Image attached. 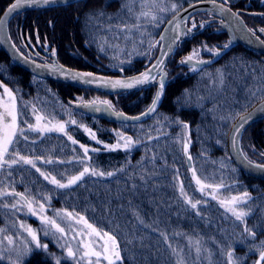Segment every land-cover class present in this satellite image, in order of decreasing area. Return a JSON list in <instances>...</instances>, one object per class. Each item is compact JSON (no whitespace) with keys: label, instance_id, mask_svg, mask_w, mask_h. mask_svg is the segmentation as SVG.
<instances>
[{"label":"trees","instance_id":"16d2710c","mask_svg":"<svg viewBox=\"0 0 264 264\" xmlns=\"http://www.w3.org/2000/svg\"><path fill=\"white\" fill-rule=\"evenodd\" d=\"M11 1L0 0V14ZM145 1L80 0L71 6L26 10L11 18L9 34L15 46L36 61L131 75L150 64L147 56L135 53H150L152 62L159 51L165 22L181 7L198 0H149L152 5L143 12ZM174 3L177 9L172 8ZM257 5L248 0H231L228 4L239 10L252 31L261 33L262 28L258 29L255 23L264 18V8ZM210 15L213 14L199 11L191 16L188 27L193 33L177 44L166 63V87L159 107L150 117L137 122L110 121L90 113L82 105L97 95L101 99L96 104L109 101L113 111L137 115L152 103L157 84L109 92L40 78L13 63L0 46V85H3L0 90L6 87L12 92L17 108L24 110L33 126L36 116L42 122L65 124V132L41 133L30 131L22 118L18 119V126L28 132L30 141H36L35 146L21 143L23 150L19 155L34 160L49 180L31 165L14 166L12 176H8L7 168L0 174V192L5 193L0 196V229L4 230L0 232L2 264H17V256L26 246L34 251L24 257L23 264H57V260L61 264H78L79 258H68L63 246L70 244L76 248L81 237L84 241V228L76 221L81 215L98 233L108 232L116 237L121 260L115 264H176L169 243L184 251L186 264H227L229 250L241 258L242 264H255L259 259L256 246L264 241V179L247 175L235 165L227 150V134L239 114L264 99V54L239 44L214 62L199 65L229 42L223 23L209 24ZM193 24L197 25L194 29ZM149 44L156 46L150 49ZM101 47L106 50L101 51ZM193 48L198 52L196 63L199 62L195 71L178 60ZM129 53L131 63H124L121 71L117 65L126 61ZM68 136L77 143L73 144ZM121 137H132L139 143L130 153L123 147L116 150L103 147L120 141ZM20 139L23 141V137ZM186 144L190 166L184 155ZM81 145L89 149L87 157ZM240 148L247 159L264 166V119L246 127L240 137ZM11 155L16 156V152ZM86 166L97 173L117 174L112 177L86 174L78 186L67 189H57L50 183L53 176L67 183ZM121 168L124 171H118ZM194 171L200 184L193 179ZM133 174L140 187L131 194L126 188H131ZM141 174L152 179L144 184L139 178ZM181 185L186 195H181ZM26 190L25 199L37 209L36 215L19 196L13 199L9 195L13 191L25 194ZM245 193L247 198L234 206L237 211L247 213L239 221L221 203L233 197L243 198ZM45 197H50V203ZM186 201H199L200 215ZM40 204L45 205L42 211ZM13 205L20 210L16 211ZM57 212L64 215L57 216ZM69 212L73 213L71 218L66 216ZM134 213L139 214V220ZM42 216L55 219L65 229L59 243V233L56 237L44 234ZM245 227L255 230L254 241L247 239ZM27 228L35 232L41 244L48 245L47 252L35 249ZM75 232L81 235L74 239ZM162 234L171 239L165 241ZM5 237L13 243L9 244ZM196 241L204 249L199 257L195 253ZM82 261L79 264H90V260ZM101 264L108 261L101 257Z\"/></svg>","mask_w":264,"mask_h":264},{"label":"snow or ice","instance_id":"6c2138e0","mask_svg":"<svg viewBox=\"0 0 264 264\" xmlns=\"http://www.w3.org/2000/svg\"><path fill=\"white\" fill-rule=\"evenodd\" d=\"M67 3V6H71L75 0H16V3L12 4L8 10L4 13L3 17H0V31H2L7 24L8 20L10 17L13 15H18L19 12L23 11L25 8H31V7H40V6H47L51 7L53 5H59L62 3ZM231 3V0H219V5L213 3V10L212 14L213 15H218L221 17L222 21L227 20L228 21V27H231L233 31L237 30H244L242 22L239 20V13H232L228 7H226L228 4ZM262 3H264V0H262ZM178 5L174 3L172 5L173 9H177ZM161 11H167L166 8H161ZM102 15V14H101ZM179 15V13H177ZM181 21L185 19V17L180 18ZM153 20H156V17H153ZM175 20L176 17L173 18V21H169L170 25H175ZM158 26V25H157ZM193 29L197 27V25L193 24ZM200 27H204V25H200ZM120 31H127L131 32V29H122ZM176 31L175 26L170 27L165 29V34L161 37L162 43V53L161 57H158L156 60V63L152 64L151 62V57L150 53H140L137 52L135 53L136 55H144L149 58V63L151 64L150 67H147L146 70L142 73L139 74V76L132 78L131 80H116V81H110V80H104V81H99L95 77H92L91 73H86V74H73V73H68L64 72L62 69H57L55 67L52 68L53 72L61 71L66 77H70L73 80H81L86 84H92V83H97L101 86H110L113 89L116 88H132V87H139L142 85H147V84H158L157 88V94L153 98L152 105L149 107V109L141 114V117H133L130 118L133 121L139 120L144 116H151L153 113L156 111V106L159 103L161 96L163 94L164 88H165V80H166V74L163 71L162 65L164 64V58L168 55L171 54L173 47L177 44L178 41H180L183 37H186L187 35L191 34L192 29H187L183 30L181 29L178 34L171 35L170 33H173ZM250 32L251 36H256V33L248 30ZM260 32L264 34V28L260 29ZM259 39V37H257ZM143 43V41H141ZM160 43V42H158ZM232 41L230 40L228 43H225L222 47V49H217L216 51L213 52V55H220L223 50L228 49L231 46ZM156 45L154 44H149V48L151 49L152 47H155ZM14 47V46H13ZM106 49L104 47H101V51H105ZM131 56L132 54H128V59L126 61H121L118 67H120L121 71L124 70V63H131ZM192 60V57H188L186 60L181 61L182 64H188ZM198 66L193 65V70H197ZM157 76H159V80H157ZM223 76H220V84L223 85ZM3 85H0L2 87ZM4 92L8 94V96L12 99V106L11 108H5L3 112H0V131H2V135H0V174H2L5 171V168H7V174L8 176H12L16 168L14 166H21V165H31L32 167L36 168L37 172H40L41 176H44L45 180H49V176L42 172L39 167H36V162L32 159H28L23 155H19V152L22 151L23 149L20 148L21 143L28 144L29 142L35 146L36 141L31 140L29 138L28 132L24 130V128L18 126V119H21L22 123L27 124V127L30 131H37V132H43L41 129L35 128L31 123H28L26 115L24 113L23 109H18L16 106L15 102V97L13 96L12 92L8 88H4ZM256 94L252 95V100H255ZM251 102V101H250ZM83 107L93 111V112H107L111 109V104L109 101H103L101 102L100 105H97L95 102H91L86 105H82ZM106 106V107H105ZM35 111V109H34ZM257 113L264 114V104H261L253 113H247L246 115L242 116L240 121L233 127L232 129V136L230 139L235 143V141L238 139L240 135H242L243 130L245 129V126L254 118V116ZM119 117L122 118V120H126L127 118L123 117L122 113L117 114ZM36 119L39 121L41 119L40 116H37ZM167 120V117L164 118ZM72 123H76L75 121H72ZM186 127V125H185ZM59 131L65 132V124H60L59 125ZM47 131H52L51 128L47 129ZM94 136V134H93ZM21 137H23V141H21ZM124 139V144L122 145L123 149L130 153L131 149L136 146L139 141H133L132 137H121ZM68 139L72 141L73 144H76L77 141H75L72 136H68ZM153 138L150 136L149 140L151 141ZM82 148H84V154L87 157L89 153V149L81 145ZM109 150H116L117 147H121L119 142L115 146H107ZM185 147V152L187 151V145ZM93 151H96L93 149ZM13 152H16V156H12L11 154ZM18 157V158H17ZM191 157H189V160ZM80 163H84L83 160L79 161ZM45 163H52V161H45ZM118 171H124L123 168L119 169ZM86 174H91V175H99L101 177L103 176H108L112 177L116 175V172H99L97 173L94 169H90V167L86 166L83 168V171L79 173V175L73 176L71 179L67 181V183H62L60 180L56 179L55 176H53L50 180V183L55 185L57 189H67L70 188L72 185H77L78 182H81ZM135 174H133V182L131 188H126V190L134 194L138 188L140 187L139 184L136 183ZM140 180L144 182V184H147V182L152 179L151 176L149 175H140ZM193 179L196 180L197 184L201 183L200 179L196 178L195 171L193 172ZM2 183V182H0ZM127 185V182H126ZM203 190V189H201ZM51 191V190H50ZM27 190L25 194H19L13 193L9 194L12 195V198L15 199L17 196L20 197L21 200H24L25 204H28V201L25 200V196L27 195ZM5 193L0 192V196H4ZM181 195H186L184 193L183 185H181ZM244 198H247V193L244 194L243 198H237L233 197V201L235 204L238 206ZM45 200H47L50 203V197H45ZM186 203H191V201H186ZM199 201L196 203H191V208L192 209H197L196 214L200 215V210L197 208ZM131 206V203H130ZM41 211L44 209L45 205L40 204L39 205ZM13 208L16 211H19L20 209L17 208L16 205H13ZM29 211L33 214L36 215V211L32 209L31 205L29 204ZM228 211H231L233 215H235L236 219L239 221H243L244 217L247 215L246 212L244 211H237L235 207H230ZM136 215V218L139 220V214L134 213ZM57 216H62L61 212L56 213ZM66 216L68 218H71L73 216V213L69 212L66 213ZM79 221H83L84 224L87 226L88 229H91L92 233H96L97 229L92 226V224H89L87 220H85L84 216H79ZM140 223H143V220H140ZM41 224L43 226V231L44 234L47 236L49 234L53 235L54 237L57 236V234H60V237L58 239V243L60 242L61 239L64 238L63 234L65 232L64 228H61L59 224H57L55 219H50L47 216H42L41 217ZM21 227H24V225H21ZM52 229H55V231H52ZM29 235L31 236V240L35 245V249H42L45 252L48 250V245L41 244L38 236L35 234V232L31 228L26 229ZM71 230V229H70ZM3 229H0V232H3ZM244 232L248 234L247 239L255 240L256 237V232L254 229H248L245 227ZM81 235L80 232H75V236ZM164 235L165 241H169L171 238L168 237L166 234ZM104 237H107V240L111 243L110 248H105L103 253L96 250H91L89 249V246L83 242V237H81V240L78 242L76 248H73L70 244L69 245H64L63 247L66 250L67 257L71 258L73 260H77L79 258V261H82L84 259H89L90 264H101V257L103 260H107L108 264H115L116 261L121 260V255H120V249L119 245L117 243L116 237L114 235H109L108 232L103 233ZM8 240L9 244L13 243V240L11 238L5 237ZM243 242V241H242ZM2 243V242H0ZM191 243V241H190ZM196 251H197V256L199 257L201 253V246L199 242L197 241L195 243ZM168 248L171 250L172 256L176 259V264H186V256L184 254V251L182 249H179V246L173 247L172 244H168ZM257 251L259 252V259L255 262V264H264V241L260 242L259 246H256ZM87 249V250H86ZM250 251L252 250L251 248L249 249ZM34 248L31 246H26L23 250V252L19 253L17 256V264H23V259L25 256H27L29 253L33 252ZM190 251V249H189ZM83 253V255H81ZM228 260L227 264H242L241 258L235 257L234 253L229 250L227 253ZM91 257H95V261H91ZM78 261V264H79ZM3 262V256L0 255V264ZM57 264H61V261L57 260Z\"/></svg>","mask_w":264,"mask_h":264},{"label":"water","instance_id":"95a60500","mask_svg":"<svg viewBox=\"0 0 264 264\" xmlns=\"http://www.w3.org/2000/svg\"><path fill=\"white\" fill-rule=\"evenodd\" d=\"M77 1H80V0H75V2H77ZM14 3H16V0H13L12 2H10L6 6V8L0 14V17H3L4 13ZM213 3H214V0H198V1L191 2V3L181 7L178 11H176L173 15H171L168 18V20L165 22L163 30H162V33H161V37L165 34V29L170 28V27H174L175 26V28H176L175 32L170 33L171 35L178 34V32L181 29H183V30L190 29L188 27V21L191 18V16L194 13L199 12V11H207V12H211L212 13ZM215 3L217 5H219V1L218 0H215ZM66 4L67 3L65 2V3L59 4V5H53L51 7L61 6V5H66ZM226 7H228L232 13H239L238 10H233L228 5ZM43 8H49V7H47V6L31 7V8H25L23 11L35 10V9H43ZM23 11H21V12H23ZM177 13H179V15H177ZM12 17L9 18V20H8L7 24L5 25L4 29L2 31H0V46L3 49V51L5 52V54L11 59V61L13 63H15L17 66H19L20 68H22L23 70H25L26 72H28V73H30L32 75H35V76L40 77V78H45V79H50V80H54V81H58V82L68 83V84H72V85H76V86H80V87H89V88H94V89H101V90H105V91H109V92L129 91V90H134V89H138V88H142V87L151 85V84H147V85H142V86H139V87L113 89L110 86H101V85H99L97 83L86 84V83H84L81 80H73L70 77H66L63 74V72H61V71L53 72L52 68L55 67L57 69H62L64 72L73 73V74H81L82 75V74H86V73H91L92 77H95L99 81H104V80H110V81L131 80L132 78L139 76L140 73L144 72L147 67L151 66V64H149L146 68H144L143 70H141L138 73H135V74H132V75H128V76H119V75H112V74L94 72L92 70L77 69V68H72V67H67V66H59V65H52V64H47V63H42V62L36 61L34 59L29 58L24 53H22L15 46V44L13 43V41H12V39L10 37V34H9V29H8L9 21L11 20ZM174 17H176L175 25H170L169 21H173ZM181 17H185V19L183 21H181V19H180ZM217 17L221 19L220 16L217 15ZM239 20L242 22L244 30L233 31V29L231 27L227 26L228 25V21L227 20H223L224 30L227 33L229 41L230 40L232 41L231 46L228 49L223 50L220 55H213L210 59H207L205 61L200 62L201 64L205 65V64H210V63L214 62L215 60L220 58V56H222L225 52H227L231 47H233L235 45H239V44L240 45H245V46H247V47H249V48H251V49H253V50L257 51V52H260V53L264 54V40H262L257 34H256V36H251L250 35V32L248 30H251V29L248 28V26L245 24V22L243 21V19H242V17L240 15H239ZM191 33H193V31ZM263 36H264V34H263ZM257 37H259V39H257ZM184 38L185 37H183L181 40H183ZM180 41H178L177 44ZM162 43L163 42L161 41L160 47H159V51H158L155 59L152 61V64L156 63V60H157L158 57H161ZM177 44L173 47V50H172L171 54L164 58V64L162 65V67H163V71H164L165 74H166V72H165L166 63L169 60L170 56L173 54ZM159 78L160 77L157 76V80H159ZM165 87H166V80H165ZM157 88H158V84H157ZM164 92H165V88H164L163 94L161 96V99H160L159 103L156 106V110H157V108L159 107V105H160V103L162 101ZM156 94H157V90H156L155 96H156ZM261 104H264V99L259 100L258 102H256L249 109H247L246 111H244L240 115H238V117L233 121V123L230 126V129L228 131V134H227V150H228L229 156L232 159V161L243 172H245L246 174L251 175L253 177L264 179V166L256 164V163L250 161L242 153L241 148H240V137H241V135L238 137V139L235 141V143L230 139V137L232 136V129L240 121L241 117L246 115L247 113L255 112V110ZM97 105H100V104H97ZM151 105H152V103L150 104V106ZM149 107L145 111H143L142 113L146 112L149 109ZM83 109L89 111L90 113H92L94 115L103 117V118H105L107 120H110V121L137 122V121L145 120L148 117H150V116H144V117H142L139 120L133 121L130 118L141 117L142 113L137 114V115H133V116L126 115V114L122 113L123 117L127 118L126 120H122V118L117 115L118 112H115L112 109H110L107 112H93V111H91V110H89V109H87L85 107H83ZM260 119H264V114L257 113L254 116V118L245 126V129L251 123H253V122L257 121V120H260ZM184 155H185V159L187 161V165L190 166L191 165V159L189 160L190 155L188 154L187 151L185 152V149H184Z\"/></svg>","mask_w":264,"mask_h":264},{"label":"rangeland","instance_id":"374dc122","mask_svg":"<svg viewBox=\"0 0 264 264\" xmlns=\"http://www.w3.org/2000/svg\"><path fill=\"white\" fill-rule=\"evenodd\" d=\"M13 1V0H12ZM11 1V2H12ZM144 4V5H143ZM143 6H144V9H143V12H147L148 11V9L150 8V6L152 5V3H150L149 2V0H147V1H145V2H143ZM67 5V4H66ZM173 15V14H172ZM198 52H196V48H193L191 51H189L188 53H186V54H183L182 56H180L179 57V61L181 62V61H184V60H186L188 57H192V60H191V62L190 63H188V64H186L188 67H189V69L191 70V69H193V65H197L198 66V63H196V54H197ZM260 53V52H259ZM262 54V53H261ZM201 63H199V65H200ZM92 99H95V100H92ZM98 99H101V98H98V96L97 95H95V96H93V97H91V98H89L87 101H88V103H90V102H97L98 101ZM103 99V98H102ZM87 103V104H88ZM86 105V104H85ZM11 106H12V99L8 96V94L7 93H5L4 92V89H2V90H0V112H3L4 110H5V108L7 107V108H11ZM240 115V114H239ZM37 117V116H36ZM238 117V116H237ZM236 117V118H237ZM235 118V119H236ZM234 119V120H235ZM233 123V122H232ZM232 123H231V125H232ZM60 124H64V123H62V122H42L41 121V119L38 121L37 119H36V121H35V128H37V129H41V130H43V131H47V129H49V128H51L52 130H58L59 129V125ZM230 125V126H231ZM229 129H230V127H229ZM59 131V130H58ZM229 131V130H228ZM0 135H2V131H0ZM119 142V144L121 145V147H122V145L124 144V139H122V138H120V141H118ZM118 142H116V143H114V144H103V147H106V145L107 146H115V145H117V143ZM187 145V144H186ZM106 148H108V147H106ZM184 149H185V147H184ZM187 149H188V145H187ZM239 168V167H238ZM245 173V172H244ZM79 175V174H78ZM248 175V174H247ZM76 176V175H75ZM251 176V175H250ZM257 178V177H256ZM26 200V199H25ZM23 202H24V200H23ZM29 204L31 205V203L28 201V204H25L28 208H29ZM221 204H223V206L225 207V210H227L228 211V209L230 208V207H234L235 206V202L233 201V198L232 199H230V200H227V201H225L224 203H221ZM31 207H32V209H34L33 208V206L31 205ZM35 210V209H34ZM37 210V209H36ZM35 210V211H36ZM37 212V211H36ZM41 218V217H40ZM76 221H77V223H78V225L79 226H82L83 228H84V231H85V236H84V243L85 244H87L88 246H89V249H91V250H94V251H96V250H98V251H100V252H103L104 251V249L105 248H110L111 247V243L107 240V237H104L103 236V234H100V233H98V231L96 232V233H92L91 232V229H88L87 228V226L84 224V222L83 221H79V218H77L76 219ZM197 242V241H196ZM199 244H200V246H202V244H201V242H199ZM201 249H202V247H201ZM87 250V249H86ZM204 250V249H203ZM202 250V251H203ZM197 251H196V247H195V253H196ZM83 255V254H82ZM204 256H205V258L207 259V260H209V258L207 257V255H206V252H205V254H204ZM92 259L94 258V259H96L95 257H91ZM86 261H89V259H84L82 262H86Z\"/></svg>","mask_w":264,"mask_h":264},{"label":"flooded vegetation","instance_id":"af4514ba","mask_svg":"<svg viewBox=\"0 0 264 264\" xmlns=\"http://www.w3.org/2000/svg\"><path fill=\"white\" fill-rule=\"evenodd\" d=\"M248 1H252L253 3H257L258 5V7L260 6V7H263L264 8V6H262V5H264V3H262V0H248ZM239 11V10H238ZM239 14H240V12H239ZM208 20H209V24H217V25H221L222 23H223V21L220 19V18H218L216 15H210L209 16V18H208ZM244 21V20H243ZM245 22V21H244ZM261 23H264V18H262V20L260 21V23H255V26L258 28V29H260V28H264V26L261 24ZM246 24V23H245ZM247 25V24H246ZM248 26V25H247ZM248 28H250V27H248ZM251 29V28H250ZM253 32H256V34L262 39V40H264V36H263V34L262 33H258L257 31H253ZM38 46L40 45L39 43L37 44ZM37 46V47H38ZM34 48V47H33ZM30 58V57H29ZM94 72H96V71H94ZM99 73H102V72H99ZM105 74H107V73H105ZM114 75V74H113ZM132 75V74H131ZM119 76H128V75H119ZM122 92V91H121Z\"/></svg>","mask_w":264,"mask_h":264},{"label":"bare ground","instance_id":"6f19581e","mask_svg":"<svg viewBox=\"0 0 264 264\" xmlns=\"http://www.w3.org/2000/svg\"><path fill=\"white\" fill-rule=\"evenodd\" d=\"M189 22V21H188ZM205 25H208V22H206V24Z\"/></svg>","mask_w":264,"mask_h":264}]
</instances>
